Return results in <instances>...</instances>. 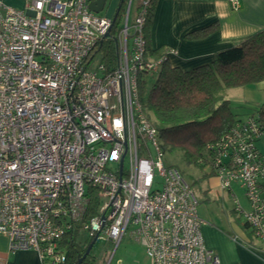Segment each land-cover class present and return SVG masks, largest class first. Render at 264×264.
Wrapping results in <instances>:
<instances>
[{"label":"built area","instance_id":"obj_1","mask_svg":"<svg viewBox=\"0 0 264 264\" xmlns=\"http://www.w3.org/2000/svg\"><path fill=\"white\" fill-rule=\"evenodd\" d=\"M23 1L22 8L0 1V234L10 252L33 250L42 264H59L60 242L77 224L87 238L113 245L105 264L126 233L145 264H220L203 241L197 197L164 165L158 129L138 99V74L157 72L175 53L145 57L149 0L130 25L128 1L110 71L92 65L112 25L89 9L94 0ZM263 133L257 115L236 119L197 163L221 189L239 184L249 209L231 193L234 211L264 243V155L256 146Z\"/></svg>","mask_w":264,"mask_h":264},{"label":"trees","instance_id":"obj_2","mask_svg":"<svg viewBox=\"0 0 264 264\" xmlns=\"http://www.w3.org/2000/svg\"><path fill=\"white\" fill-rule=\"evenodd\" d=\"M141 2L139 0L135 13ZM156 2L148 1L142 26L146 59H157L165 51L164 48L153 50L149 46ZM124 3L126 0H120L108 36L96 44L91 54L92 60L99 56L98 62L107 71L117 64L116 37L125 13ZM217 27V23H212L184 37L201 39L216 31ZM161 64L155 73L138 74L139 102L145 114L148 117L152 115L162 147L168 151L179 150L188 162L201 166L197 160L203 156L205 145L226 133L236 120L222 90L249 86L264 80V29L216 51L210 62L197 67L182 70L171 66L167 59ZM251 115L258 116L264 131V106ZM93 208L91 204L89 210L93 211ZM79 234V225L76 224L63 236L60 247L64 250L65 260L59 264H77L82 257L92 238L79 243ZM81 264L97 263L88 254Z\"/></svg>","mask_w":264,"mask_h":264},{"label":"crops","instance_id":"obj_3","mask_svg":"<svg viewBox=\"0 0 264 264\" xmlns=\"http://www.w3.org/2000/svg\"><path fill=\"white\" fill-rule=\"evenodd\" d=\"M237 2L238 7L232 8L230 0H157L149 46L153 50L173 48L175 53L169 54L167 60L171 66L182 70L208 63L216 51L264 29V0ZM212 23H217L218 27L206 37L195 40L184 37ZM253 85L264 92V80ZM256 146L264 155V133ZM201 169L202 178L197 181L200 187L197 215L204 220L201 234L206 247L218 255L220 264H264V243L252 237L244 218L233 208L231 193L243 209H249L239 184L234 183L231 191L223 190L207 167ZM261 189L264 198V180ZM139 247L141 258L135 264H145L143 248ZM0 264L42 262L33 250L10 252L8 238L0 234Z\"/></svg>","mask_w":264,"mask_h":264},{"label":"rangeland","instance_id":"obj_4","mask_svg":"<svg viewBox=\"0 0 264 264\" xmlns=\"http://www.w3.org/2000/svg\"><path fill=\"white\" fill-rule=\"evenodd\" d=\"M5 5H9L16 8H22L25 3L23 0H0ZM129 0H126L124 3V7L126 10L127 4ZM120 0H106V4L104 9L100 14H109V16L113 17ZM139 3V0H132L128 23L132 24L133 18L135 16V10ZM123 22H121L122 25ZM99 56L94 58L92 65L97 63ZM244 86V87H236V88H227L223 89L222 93L225 99L229 100L230 109L232 113L238 119H243L251 114H256L258 108L264 106V92L259 90L258 87L254 85ZM150 119L153 120L152 115L150 114ZM151 149V148H150ZM164 149V148H163ZM154 157V154H152ZM163 163L165 166H169L175 168L179 171L181 176L188 182V184L193 189L195 196L199 199V181L202 178V167L196 165L194 163L188 162L186 158L183 156L181 151L173 150L168 151L164 149L163 155ZM159 181V180H158ZM159 188V184L156 185ZM204 221V220H203ZM87 239V235L81 232L77 238L79 243L84 242ZM113 245L106 242L103 238L97 239L89 252V255L95 259L97 264H105L108 260ZM141 258V249L139 245L132 238L128 236L126 233L121 242L119 243L118 248L115 251V254L111 260V264H114L115 260L120 259L122 264H135Z\"/></svg>","mask_w":264,"mask_h":264},{"label":"water","instance_id":"obj_5","mask_svg":"<svg viewBox=\"0 0 264 264\" xmlns=\"http://www.w3.org/2000/svg\"><path fill=\"white\" fill-rule=\"evenodd\" d=\"M106 4V0H94L92 2H90L88 4V7L90 10H92L93 12H100L103 10L104 6ZM114 21V18H112V23ZM111 28V26H110ZM110 28L107 30V32L104 34V37H107L108 34H109V30ZM96 238H93L91 243L88 244L84 254L82 255V257L78 260L77 264H81L82 260L89 254L91 248H92V245L93 243L95 242Z\"/></svg>","mask_w":264,"mask_h":264}]
</instances>
